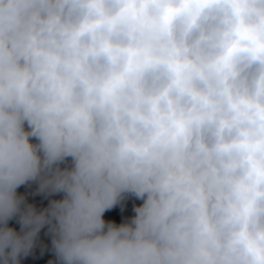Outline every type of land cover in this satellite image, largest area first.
<instances>
[{"label": "clouds", "instance_id": "obj_1", "mask_svg": "<svg viewBox=\"0 0 264 264\" xmlns=\"http://www.w3.org/2000/svg\"><path fill=\"white\" fill-rule=\"evenodd\" d=\"M45 225L55 264H264V0H0V264Z\"/></svg>", "mask_w": 264, "mask_h": 264}, {"label": "trees", "instance_id": "obj_2", "mask_svg": "<svg viewBox=\"0 0 264 264\" xmlns=\"http://www.w3.org/2000/svg\"><path fill=\"white\" fill-rule=\"evenodd\" d=\"M27 129V124H25ZM32 142H36L35 137H30ZM71 166V157L67 158L66 163H61V167ZM37 183L30 182L18 186L17 193L23 195L25 202L34 205L38 210L46 207L50 199H60L63 193H53L50 195H44L37 192ZM142 203V199L135 197L133 194H127L126 197L118 204L114 205L110 209H106L102 213L103 219L112 221L116 224L129 220L135 215L133 208ZM8 225L15 230H20L18 220L14 217L8 221ZM43 247V251L41 248ZM49 261L56 262L54 252L51 250V235L47 233V225L41 228L38 242L33 252L28 256L21 258L20 264H49Z\"/></svg>", "mask_w": 264, "mask_h": 264}]
</instances>
